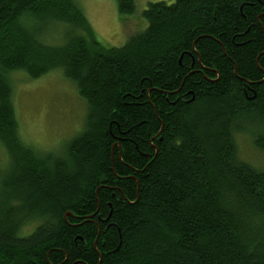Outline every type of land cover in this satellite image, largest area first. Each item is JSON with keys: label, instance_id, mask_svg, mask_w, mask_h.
I'll return each instance as SVG.
<instances>
[{"label": "trees", "instance_id": "16d2710c", "mask_svg": "<svg viewBox=\"0 0 264 264\" xmlns=\"http://www.w3.org/2000/svg\"><path fill=\"white\" fill-rule=\"evenodd\" d=\"M142 18L104 48L75 0H0V264H264V169L235 139L264 153V0L158 1ZM56 70L87 113L62 154L37 155L10 76Z\"/></svg>", "mask_w": 264, "mask_h": 264}, {"label": "rangeland", "instance_id": "374dc122", "mask_svg": "<svg viewBox=\"0 0 264 264\" xmlns=\"http://www.w3.org/2000/svg\"><path fill=\"white\" fill-rule=\"evenodd\" d=\"M158 1L171 0H134V12L129 16L118 12L115 0H75L88 22L90 41L96 40L104 48L119 47L144 30L142 12L148 4ZM47 23L39 36L45 44L54 46L61 42L62 27ZM10 84L11 102L22 141L37 155L62 154L66 144L82 131L87 113L74 84L60 70L37 79L16 72L10 76ZM235 139L238 159L264 169V153L253 145L252 138L238 133ZM8 159L10 157L4 156L0 148V187L7 175ZM36 226L37 221H30L21 227L19 234L27 236Z\"/></svg>", "mask_w": 264, "mask_h": 264}]
</instances>
